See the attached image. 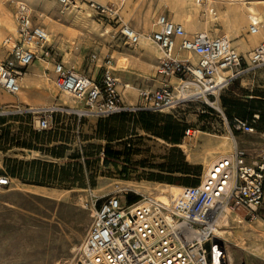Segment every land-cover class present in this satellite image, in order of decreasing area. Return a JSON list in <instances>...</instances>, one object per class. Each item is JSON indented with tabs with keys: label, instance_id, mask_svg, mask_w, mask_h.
Instances as JSON below:
<instances>
[{
	"label": "rangeland",
	"instance_id": "1",
	"mask_svg": "<svg viewBox=\"0 0 264 264\" xmlns=\"http://www.w3.org/2000/svg\"><path fill=\"white\" fill-rule=\"evenodd\" d=\"M17 1L0 0V61L9 56V47L3 42L15 31ZM23 1L33 11L35 21L50 32V42L56 57L62 59L66 66L96 77L101 72L103 59L113 56L118 89L127 101L133 97L134 104L137 99L138 103L140 101V90L153 91L163 84V77L156 72V57L160 50L157 44L148 40L155 60L148 68H143L145 57L142 53L145 50H141V53L136 49L139 44H143L144 39L137 45L127 43L120 34L117 20L125 21L137 32L148 36L158 28L157 17L167 15L184 27L186 25L188 32H194L199 27L201 31L206 30L214 35H228L233 46L243 55H248L263 40L252 45L253 41L249 39V15L253 12L247 6L252 0H207L203 5L196 4L194 0H126L122 5L117 0H100L104 4H115L120 16L118 19L97 14L87 8L83 0H77V6L70 10L63 8L57 0H44L47 6L45 10L37 7V0ZM229 6L242 7L244 10L246 20L240 28H230L227 18L228 13L232 12ZM210 9L214 10L213 13L209 12ZM240 39L247 41L243 49H240ZM92 53L99 55L98 61H90ZM189 58L193 62L197 61L195 55ZM33 64L42 65L40 68L44 81L37 82L39 86L32 83L30 92L23 87L22 92L14 96L17 99L14 102H5L0 98V176H7L10 180L9 184L0 186V264H75L92 224L96 198V206H99L108 195H120L128 202H136L153 198L164 191L171 201L181 187L189 186L196 180L201 181L208 164L231 153L232 141L236 140L251 154L264 151L263 66L226 86L217 98L212 99L216 101L215 106L198 101L152 112L159 134L127 122L126 130L118 132L116 139L109 142L96 133L100 117L94 114L82 117L74 114L55 115L58 129L54 128L53 131L57 133L45 134L44 146L61 147L64 156L56 158L44 154L22 144H35L33 133L39 131L33 125L32 116L20 111L8 112L15 109L14 105L23 109L35 105H57L65 101L67 95L59 93L54 84L55 75L51 74V64L42 61ZM47 66L48 69L44 70ZM1 94L8 95L0 89V97ZM22 94L24 99L20 100ZM34 100H40V103ZM71 101L72 108H83L77 101ZM256 114L259 119L255 124V132L247 133L234 128V118L250 119ZM181 128L184 131L179 143H173L165 137L176 134ZM188 129L192 130L193 136L185 135ZM219 145L221 148H217ZM219 149L223 152H218ZM6 159L24 163L22 177L10 173L17 162H9L10 169H6ZM34 159L51 161L58 168L70 164L72 175L63 184L58 181L40 184L42 177L33 175L37 169L32 164ZM172 166L179 171L167 172ZM192 173L200 175L196 177ZM160 177L175 178L178 183L160 181ZM73 180L75 186L70 185ZM229 216L231 222L226 223L227 227L223 231L232 232L222 234L225 238V254L227 252L235 257L236 264H264L256 255L235 256L241 250L239 246H248L251 240L236 239L234 236L237 233H234L233 228L239 231L243 224H255L259 220L250 221L247 218L239 223L233 221L234 213L230 212ZM237 223L241 225L237 226ZM254 252L257 254V251Z\"/></svg>",
	"mask_w": 264,
	"mask_h": 264
},
{
	"label": "built area",
	"instance_id": "2",
	"mask_svg": "<svg viewBox=\"0 0 264 264\" xmlns=\"http://www.w3.org/2000/svg\"><path fill=\"white\" fill-rule=\"evenodd\" d=\"M83 1L101 16L120 18L113 3ZM57 2L67 9L77 0ZM117 2L122 5L125 0ZM195 2L203 5L207 0ZM257 16L249 15V34H257L263 27L264 22ZM14 17L15 31L3 42L9 47V56L0 61V89L16 96L22 89L26 68L42 61L51 64L58 92L83 105L23 109L14 105L15 109L8 111L30 114L38 131L55 128L57 114H94L104 118L124 112H161L198 101L215 106L212 99L226 86L264 66V39L248 55H243L228 35L190 33L183 24L161 14L156 21L158 28L149 37L160 50L156 72L163 77V84L153 91L140 90L139 103L130 104L118 89L113 56L103 59L96 77L80 72L56 57L50 32L35 21L25 1L16 2ZM117 23L127 43L140 42L139 32L123 20ZM179 52H191L197 61L180 57ZM98 60L97 53L90 55V61ZM258 119L256 114L250 119L234 118L232 123L237 130L253 133ZM185 135L193 136L192 130L188 129ZM9 181L7 176H0V186ZM97 201L98 198L75 264H227L225 238L219 232L225 227L229 212L243 220L264 222V151L251 154L234 140L232 152L214 160L198 185L183 187L168 203L128 202L120 195H108L99 206ZM215 238L221 242H215Z\"/></svg>",
	"mask_w": 264,
	"mask_h": 264
},
{
	"label": "trees",
	"instance_id": "3",
	"mask_svg": "<svg viewBox=\"0 0 264 264\" xmlns=\"http://www.w3.org/2000/svg\"><path fill=\"white\" fill-rule=\"evenodd\" d=\"M58 115V114H57ZM56 115V116H57ZM57 118V117H56ZM246 119V118H245ZM131 122L135 126H140L141 128L159 134L157 129V123L152 117V112L150 111H139V112H124L119 114H114L108 117L100 118L97 123V129L96 133L99 137H105L107 141L112 142L116 139V135L118 132H123L126 130L127 126L125 123ZM54 128L49 130H43L39 132L33 133V142L35 144L30 143H22L23 146L34 148L36 150L41 151L44 154L51 155L56 158H61L64 156L63 152L60 150L61 147H53V148H46L44 146L45 142L43 140V136L45 134L53 133ZM55 129H58L55 127ZM184 129H178L176 134L171 133L170 138L165 136L167 139H169L173 143H179L182 133ZM55 134L57 132H54ZM119 138V137H118ZM116 154V153H113ZM71 158H76V156H72ZM9 162H17V166L10 169ZM24 163L22 161H16L12 159H6L5 167L6 169H10V173L13 176L22 177V165ZM32 164L37 168L36 172L33 173L36 177H42V180L40 181V184H51L55 181H58V183L63 184L65 183L69 176H71V171L73 169H70V164L67 166H63L61 168H58L56 163H53L51 161H42L40 159H34L32 160ZM177 170L175 167H169L167 169V172L174 173ZM185 173H190L186 172ZM194 176L199 177V173H192ZM158 180L160 181H167L169 183H178V180L175 178L170 177H160ZM200 181L196 180L193 185H198ZM71 186H75L76 182L73 180Z\"/></svg>",
	"mask_w": 264,
	"mask_h": 264
},
{
	"label": "crops",
	"instance_id": "4",
	"mask_svg": "<svg viewBox=\"0 0 264 264\" xmlns=\"http://www.w3.org/2000/svg\"><path fill=\"white\" fill-rule=\"evenodd\" d=\"M98 2H101L100 0H98ZM37 5V7L39 9H42V10H45L46 9V5L44 3V0H37V2L35 3ZM196 30L194 32H190V33H195L197 31H201L199 28H195ZM143 33V32H142ZM149 42H143V44H139V46L137 47V51L141 52V50H145V53L147 51H150V53H152V57H148L146 56L144 53H142L143 55H145L144 57V64L145 66L143 68H148L151 64H152V61L155 60V56L153 54V51L151 49H149ZM252 45L256 44L255 41H253V43H251ZM140 53V54H141ZM180 57H189L188 54L186 52H179L178 54ZM195 55V54H193ZM196 56V55H195ZM197 57V56H196ZM157 59V57H156ZM149 62V63H148ZM148 63V64H147ZM157 63V62H156ZM42 66V65H41ZM40 65L38 64H31L29 65L26 70H25V73L23 75L24 79H25V82L28 83L30 86L32 85V83H37V82H40L41 81V67ZM48 68H45L44 70H46ZM52 69V68H50ZM53 74V70H51ZM115 74V72H114ZM9 96L11 95H6V94H1V99L5 102H9ZM125 98V97H124ZM138 97L135 98V100L137 99ZM126 100V98H125ZM36 103H40V100L39 101H36L34 100ZM126 102L130 103V104H134V102H130V101H127ZM138 103V99L136 100L135 104ZM233 221H236V220H233ZM242 222V221H241ZM239 222V223H241ZM237 223L236 225L237 226H240L241 224ZM242 229L241 230H237L233 228V231L234 233L236 232L237 234L234 236L236 239L237 238H240V239H249L251 240L249 242V245L248 246H239L241 248V250H238L235 254V256L239 257L240 255H243L245 257H252V255H256L257 257H259V259H262L264 261V222L259 220L257 223L255 224H250L249 222H247V224H243L242 225ZM247 234V235H246ZM257 236H256V235ZM246 235V236H245ZM253 239V241H252ZM246 243V241H244V244ZM254 251H257V254L254 252ZM242 253V254H241ZM247 254V255H245ZM235 257L229 255L227 252H226V258H225V262H227V264H236L235 262Z\"/></svg>",
	"mask_w": 264,
	"mask_h": 264
},
{
	"label": "bare ground",
	"instance_id": "5",
	"mask_svg": "<svg viewBox=\"0 0 264 264\" xmlns=\"http://www.w3.org/2000/svg\"><path fill=\"white\" fill-rule=\"evenodd\" d=\"M126 1V0H125ZM195 1V0H194ZM229 1H231V2H235V1H239V2H244V0H229ZM26 2V1H25ZM27 3V2H26ZM196 3V2H195ZM28 4V3H27ZM77 5L76 4H74L73 6H70V7H67V9H72V7H76ZM247 8H248V10H250L251 12H253V14H251L250 16L251 17H254V15L255 14H257L258 16V18H260L263 22H264V0H252V1H250V5H248L247 6ZM77 9H78V7H77ZM214 9V8H213ZM231 10V12L232 13H228V22H229V24H230V28H233V27H238V28H240L241 26H242V24L243 23H245V15H244V10L242 9V7H238V6H236V7H233V6H229V11ZM207 11H208V9H207ZM209 11H214V10H209ZM6 12V11H5ZM3 13V12H2ZM247 14V13H246ZM4 15V14H3ZM4 17H5V15H4ZM227 22V21H226ZM244 25V24H243ZM185 27H186V25H185ZM197 28H199V27H197ZM60 28H58V30H59ZM200 29V28H199ZM196 30V29H195ZM203 31H206V30H203ZM233 31V30H232ZM235 31V30H234ZM140 33V42H141V40H143L142 42H148V40H151L152 41V39L149 37V35L147 36V35H143V34H141V32H139ZM234 33V32H233ZM264 39V28L263 27H261L260 28V30H259V32L257 33V34H250L249 35V39H251L252 41H255L256 43H258L259 42V40L260 39ZM146 40V41H145ZM139 42V43H140ZM245 46H247V41L246 40H242V39H240V49H243ZM146 56H148V57H151L152 55L150 54V53H144ZM188 54V56L189 57H192V55H193V53H191V52H188L187 53ZM144 55V56H145ZM149 63V62H148ZM147 63V64H148ZM144 66H145V64H144ZM146 67V66H145ZM55 75V74H54ZM48 80L50 79L49 77L47 78ZM44 80H43V76H42V74H41V81L40 82H43ZM39 82V83H40ZM22 88L23 87H26L27 88V90H28V92H30V91H32V90H30L31 89V86L28 84V83H26L25 82V79H24V77L22 78ZM37 85H38V83H37ZM39 86V85H38ZM26 88H24V89H26ZM33 91H35V90H33ZM22 92V91H21ZM38 92V91H37ZM32 93H34V92H32ZM131 93H133L134 94V92L133 91H131ZM28 94V93H27ZM38 94V93H37ZM21 95V94H20ZM24 94H22V96H21V98H19L20 100H23L24 99V96H23ZM36 95V94H35ZM126 96V95H125ZM37 97H39V96H37ZM67 97V98H66ZM65 98H64V100L65 101H62V103H58L59 105H63V106H70V107H73V102L71 101L72 99L70 98V97H68V96H66ZM17 99L14 97V96H9V102H14V101H16ZM70 100V101H69ZM130 101L131 102H134V99H133V97H131L130 98ZM214 104H216L215 102H213ZM57 104V105H58ZM78 104H79V102H78ZM80 105V104H79ZM36 106V105H35ZM35 106H33V107H35ZM49 106H53V105H49ZM35 108H41V107H35ZM77 108V107H76ZM225 139H228V137H226L225 136ZM232 139V138H231ZM226 142H224V144H225ZM224 144H222L223 146H224ZM231 145L233 146V141L231 142ZM221 145H219L217 148H221L220 147ZM218 152H223V150L222 149H219V151ZM224 154V153H223ZM226 154V153H225ZM213 163V161L210 163V164H208V167L206 168V170H205V173H204V175L208 172V170H209V168H210V166H211V164ZM183 190V187H181L180 188V190L178 191V193L176 194V195H174L173 197H176L181 191ZM153 200H159V201H163V202H165V203H168V202H170V199H169V197L167 196V193L166 192H164V191H161L160 193H158V194H156L153 198H146V199H143V200H141L140 202H142V203H146V202H151V201H153ZM230 213V212H229ZM233 213V212H232ZM234 216L235 217H233L232 219H234V220H236L237 222H241L242 221V218H239V217H237L236 216V214L234 213ZM231 217L228 215V218H226L225 220H224V225H225V227H227V225H226V223H228V222H231ZM224 227V228H225ZM223 228V229H224ZM223 232H232L231 230H221L220 232H219V234L220 235H222L223 234ZM232 234V233H231Z\"/></svg>",
	"mask_w": 264,
	"mask_h": 264
},
{
	"label": "water",
	"instance_id": "6",
	"mask_svg": "<svg viewBox=\"0 0 264 264\" xmlns=\"http://www.w3.org/2000/svg\"><path fill=\"white\" fill-rule=\"evenodd\" d=\"M214 241L215 242H221L220 239H218V238H215Z\"/></svg>",
	"mask_w": 264,
	"mask_h": 264
}]
</instances>
